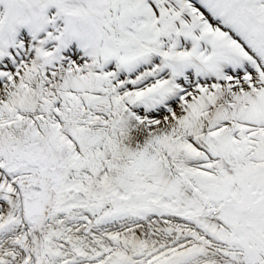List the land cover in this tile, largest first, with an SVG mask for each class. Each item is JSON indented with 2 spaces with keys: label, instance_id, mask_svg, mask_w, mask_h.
I'll return each instance as SVG.
<instances>
[{
  "label": "snow or ice",
  "instance_id": "6c2138e0",
  "mask_svg": "<svg viewBox=\"0 0 264 264\" xmlns=\"http://www.w3.org/2000/svg\"><path fill=\"white\" fill-rule=\"evenodd\" d=\"M0 264H264V0H0Z\"/></svg>",
  "mask_w": 264,
  "mask_h": 264
}]
</instances>
